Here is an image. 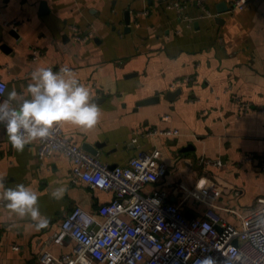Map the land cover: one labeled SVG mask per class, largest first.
Instances as JSON below:
<instances>
[{"label":"crops","instance_id":"obj_1","mask_svg":"<svg viewBox=\"0 0 264 264\" xmlns=\"http://www.w3.org/2000/svg\"><path fill=\"white\" fill-rule=\"evenodd\" d=\"M38 66L71 68L99 109L91 128L59 124L64 136L111 168L158 151L168 171L157 187L188 218H204L201 196L240 227L233 211L264 197V0L241 11L228 0H0V80L16 105ZM168 130L178 134L159 133ZM38 149L37 140L14 149L0 123V182L31 187L48 218L37 228L0 199V264L72 254L70 237L54 241L64 217L75 207L100 217L114 200L74 180L71 159L40 160Z\"/></svg>","mask_w":264,"mask_h":264},{"label":"built area","instance_id":"obj_2","mask_svg":"<svg viewBox=\"0 0 264 264\" xmlns=\"http://www.w3.org/2000/svg\"><path fill=\"white\" fill-rule=\"evenodd\" d=\"M228 2L232 10L241 11L251 0ZM91 37L92 33L74 34L77 41ZM6 92L7 84L0 80V101L7 99ZM159 133L171 136L178 131ZM36 140L40 160L61 153L72 160L74 180L114 193V200L99 209L100 217L81 207L68 213L54 241L70 237L76 244L72 254L55 257L46 252L42 264H80L81 253L88 264H198L205 256H212L216 264H264V197L253 209L233 211L240 227L222 219L217 207L201 196L197 198L209 205L204 218H188L157 187L168 171L158 161V151L140 153L126 166L111 168L66 138L61 125ZM259 161L264 172V155Z\"/></svg>","mask_w":264,"mask_h":264},{"label":"clouds","instance_id":"obj_3","mask_svg":"<svg viewBox=\"0 0 264 264\" xmlns=\"http://www.w3.org/2000/svg\"><path fill=\"white\" fill-rule=\"evenodd\" d=\"M28 96L16 105L17 92L13 89L8 98L0 101V123L5 124L8 140L17 151H23L36 139L46 138L51 129L62 123H71L82 129L91 128L97 122L99 109L90 101L87 86L78 82L72 69L63 66L59 70L38 66L31 73L27 84ZM59 198L58 191L52 193ZM0 199L15 215L29 217L37 228L47 225L48 218L41 213L39 196L24 183L5 186L0 182ZM80 264H88L81 253ZM198 264H216L212 256H205Z\"/></svg>","mask_w":264,"mask_h":264},{"label":"water","instance_id":"obj_4","mask_svg":"<svg viewBox=\"0 0 264 264\" xmlns=\"http://www.w3.org/2000/svg\"><path fill=\"white\" fill-rule=\"evenodd\" d=\"M155 101V98H151L149 100H145L143 102H141L140 104H148V103H153ZM84 149L88 152H90L91 154H93V156H96V150L93 146L89 145V144H85Z\"/></svg>","mask_w":264,"mask_h":264}]
</instances>
